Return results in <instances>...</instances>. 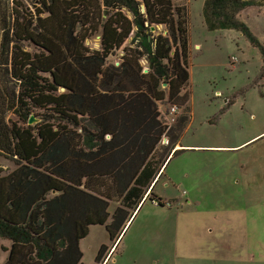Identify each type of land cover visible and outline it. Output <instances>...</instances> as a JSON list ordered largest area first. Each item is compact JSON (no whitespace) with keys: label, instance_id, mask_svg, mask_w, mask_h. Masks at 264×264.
I'll list each match as a JSON object with an SVG mask.
<instances>
[{"label":"trees","instance_id":"1","mask_svg":"<svg viewBox=\"0 0 264 264\" xmlns=\"http://www.w3.org/2000/svg\"><path fill=\"white\" fill-rule=\"evenodd\" d=\"M255 3L205 0V22L256 44L239 19ZM13 4L0 18V155L16 165L0 175L3 264H86L79 244L91 225L121 242L141 204L163 205L153 190L184 151L191 112L189 18L172 0H33V12ZM158 25L168 32L155 34ZM166 102L181 111L176 125L161 113ZM117 245L109 255L102 245L90 264Z\"/></svg>","mask_w":264,"mask_h":264},{"label":"rangeland","instance_id":"2","mask_svg":"<svg viewBox=\"0 0 264 264\" xmlns=\"http://www.w3.org/2000/svg\"><path fill=\"white\" fill-rule=\"evenodd\" d=\"M23 1L33 12V0ZM172 1L189 18L191 112L177 147L184 151L171 159L153 190L163 205L141 204L121 242L110 239L106 225H91L79 244L82 261L93 263L102 245L109 255L118 244L104 264H264V0L239 13L256 44L237 28L210 29L205 0ZM13 5L0 0V18L2 7ZM155 32L168 29L158 25ZM86 44L99 49L100 36ZM112 60L119 62L118 56ZM161 104L163 116L176 125L181 111ZM169 141L164 137L163 143ZM15 167L0 155V175ZM119 204L110 202L111 215ZM9 245L0 237V264Z\"/></svg>","mask_w":264,"mask_h":264},{"label":"water","instance_id":"3","mask_svg":"<svg viewBox=\"0 0 264 264\" xmlns=\"http://www.w3.org/2000/svg\"><path fill=\"white\" fill-rule=\"evenodd\" d=\"M143 10H145V6H144V5H143ZM153 29H155V27H153ZM145 70L148 71L147 69H145ZM165 85H166V84H165ZM34 121H35V117L32 115V116L30 117L29 123L33 124Z\"/></svg>","mask_w":264,"mask_h":264},{"label":"built area","instance_id":"4","mask_svg":"<svg viewBox=\"0 0 264 264\" xmlns=\"http://www.w3.org/2000/svg\"><path fill=\"white\" fill-rule=\"evenodd\" d=\"M176 110V107L174 106V107H172V111L174 112Z\"/></svg>","mask_w":264,"mask_h":264},{"label":"crops","instance_id":"5","mask_svg":"<svg viewBox=\"0 0 264 264\" xmlns=\"http://www.w3.org/2000/svg\"><path fill=\"white\" fill-rule=\"evenodd\" d=\"M178 146H179V144H178ZM178 146H177V147H178ZM159 180H160V179H159Z\"/></svg>","mask_w":264,"mask_h":264}]
</instances>
